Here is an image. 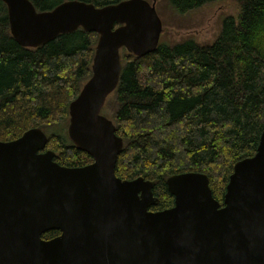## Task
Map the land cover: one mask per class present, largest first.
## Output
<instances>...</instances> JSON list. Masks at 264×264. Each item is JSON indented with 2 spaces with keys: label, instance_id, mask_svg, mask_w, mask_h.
I'll list each match as a JSON object with an SVG mask.
<instances>
[{
  "label": "water",
  "instance_id": "obj_1",
  "mask_svg": "<svg viewBox=\"0 0 264 264\" xmlns=\"http://www.w3.org/2000/svg\"><path fill=\"white\" fill-rule=\"evenodd\" d=\"M0 2L20 47L76 29L96 35L90 76L67 106L65 127L91 162L58 165L38 128L0 141V264H264V128L253 155L232 165L221 207L202 173L168 176L172 206L155 212L152 181L114 175L122 142L100 110L117 85L120 51L140 58L157 47L154 0H65L47 11ZM50 231L58 235L41 238Z\"/></svg>",
  "mask_w": 264,
  "mask_h": 264
},
{
  "label": "trees",
  "instance_id": "obj_2",
  "mask_svg": "<svg viewBox=\"0 0 264 264\" xmlns=\"http://www.w3.org/2000/svg\"><path fill=\"white\" fill-rule=\"evenodd\" d=\"M28 1L47 11L65 0ZM77 1L102 7L122 0ZM161 1L184 14L222 0ZM231 1L236 15L221 20L209 43L184 38L158 42L140 58L120 53L117 85L100 112L111 110L105 118L122 142L115 177L152 181L157 201L150 210L172 205L164 180L184 172L204 174L212 198L220 200L232 165L253 155L264 128V0ZM95 41L94 33L76 29L37 48L20 47L9 35L0 2V141L38 128L58 165L90 162L60 125L90 76Z\"/></svg>",
  "mask_w": 264,
  "mask_h": 264
},
{
  "label": "rangeland",
  "instance_id": "obj_3",
  "mask_svg": "<svg viewBox=\"0 0 264 264\" xmlns=\"http://www.w3.org/2000/svg\"><path fill=\"white\" fill-rule=\"evenodd\" d=\"M154 9L161 24L160 43H174L184 38L199 44L209 43L217 34L221 20L237 13V6L231 0L205 4L184 14H176L161 0H154ZM110 112V109H105L100 113L108 117ZM65 127L66 123L60 125V133H64Z\"/></svg>",
  "mask_w": 264,
  "mask_h": 264
},
{
  "label": "flooded vegetation",
  "instance_id": "obj_4",
  "mask_svg": "<svg viewBox=\"0 0 264 264\" xmlns=\"http://www.w3.org/2000/svg\"><path fill=\"white\" fill-rule=\"evenodd\" d=\"M122 51V50H121ZM121 51H120V53H121ZM90 162H91V159H90ZM90 162H88V163H86L85 165H87V164H89ZM84 166V165H83ZM156 197V196H155ZM222 197V196H221ZM214 199V198H213ZM215 201H217L218 202V204H219V207H221L222 206V202H221V198H220V200H216V199H214ZM172 206V205H171ZM170 206V207H171ZM169 208V207H168ZM149 211H151V212H155V211H159V210H150L149 209ZM53 232V231H52ZM56 233L52 236V237H55V236H57L58 235V232L57 231H55ZM52 237H50V238H52ZM50 238H47V239H50Z\"/></svg>",
  "mask_w": 264,
  "mask_h": 264
}]
</instances>
